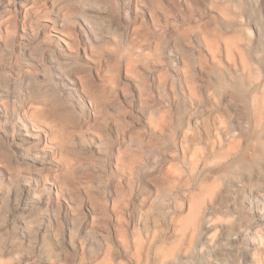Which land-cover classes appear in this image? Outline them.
Instances as JSON below:
<instances>
[{
    "label": "rangeland",
    "instance_id": "rangeland-1",
    "mask_svg": "<svg viewBox=\"0 0 264 264\" xmlns=\"http://www.w3.org/2000/svg\"><path fill=\"white\" fill-rule=\"evenodd\" d=\"M0 108V264H264V0H0Z\"/></svg>",
    "mask_w": 264,
    "mask_h": 264
},
{
    "label": "bare ground",
    "instance_id": "bare-ground-1",
    "mask_svg": "<svg viewBox=\"0 0 264 264\" xmlns=\"http://www.w3.org/2000/svg\"><path fill=\"white\" fill-rule=\"evenodd\" d=\"M239 88V87H238ZM2 109L0 108V117L2 116ZM35 128L32 127L31 131H34ZM30 134H28V131L27 129L25 128H20L19 131L15 132L13 134V138H12V146L15 147V149H17L18 151V155L20 157H23L24 156V146H25V142H24V139L25 137L24 136H28ZM27 144V143H26ZM258 158L264 162V154H260L258 156ZM32 162L36 161L35 158H32L31 159ZM27 207H23L22 210H25ZM27 210V209H26ZM175 210V208H158V207H153V206H148V208H144L141 210V213L144 214V215H157V213H162V214H166V213H173ZM22 212V211H21ZM103 212H107L105 209ZM126 212V208L124 206H113L111 207V209L109 210V213H112L113 215V219L114 221L117 223L118 225V232L121 234H125V230H123L122 228H120L122 222L124 221V213ZM24 213V212H22ZM25 214V213H24ZM29 214V213H28ZM23 216L22 214L19 216V218L16 220H18V222H22L23 221ZM27 216V215H26ZM15 217V216H14ZM197 214L193 213L192 214V217H190V219L188 220V222L186 223V226L185 228H188L187 230L191 233V236L192 235H195L197 234L198 232V224H197ZM120 225V226H119ZM182 226V225H181ZM182 228V227H180ZM182 230V229H181ZM180 231V230H179ZM186 231V229H185ZM157 232V231H156ZM126 235V234H125ZM124 238V237H123ZM143 238H144V235H142V233H135L134 236H133V243H134V246L139 249L142 245H143ZM154 238V237H153ZM181 239V238H180ZM124 240V239H123ZM168 256V255H167ZM162 264V263H161Z\"/></svg>",
    "mask_w": 264,
    "mask_h": 264
}]
</instances>
